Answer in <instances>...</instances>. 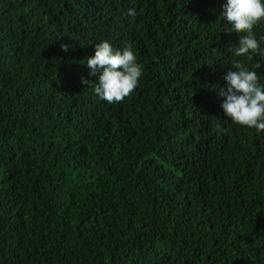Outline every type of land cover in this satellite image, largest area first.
<instances>
[{"label": "trees", "instance_id": "obj_1", "mask_svg": "<svg viewBox=\"0 0 264 264\" xmlns=\"http://www.w3.org/2000/svg\"><path fill=\"white\" fill-rule=\"evenodd\" d=\"M223 2L0 0V264H264V130L213 87L264 54ZM102 39L142 67L111 104L81 83Z\"/></svg>", "mask_w": 264, "mask_h": 264}, {"label": "clouds", "instance_id": "obj_2", "mask_svg": "<svg viewBox=\"0 0 264 264\" xmlns=\"http://www.w3.org/2000/svg\"><path fill=\"white\" fill-rule=\"evenodd\" d=\"M219 17L227 25L226 33L236 36L234 46L228 48L234 57L250 58L258 50L264 54L259 43L264 41V36L258 40L253 31L258 23L264 22V0H224ZM82 64L88 69V76L95 77V82L81 77V83L91 87L98 100L109 104L127 97L142 75V67L127 43L117 48L107 40L94 42L93 54ZM252 67L258 69L260 65ZM213 87L222 101L220 112L230 123L264 130V84L258 82L256 71L239 59L234 60L223 77V87Z\"/></svg>", "mask_w": 264, "mask_h": 264}]
</instances>
